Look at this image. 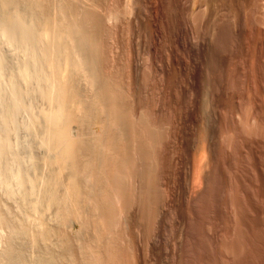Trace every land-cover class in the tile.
Returning a JSON list of instances; mask_svg holds the SVG:
<instances>
[{
	"label": "bare ground",
	"instance_id": "1",
	"mask_svg": "<svg viewBox=\"0 0 264 264\" xmlns=\"http://www.w3.org/2000/svg\"><path fill=\"white\" fill-rule=\"evenodd\" d=\"M140 1L134 0L135 8L128 4L134 11L128 9L133 13L132 25L127 22L132 26L127 97L113 74L103 72L107 49L101 42L119 20L116 8L101 1L108 7H100L96 0H0V36L27 50L16 47L28 58L16 68L22 77L15 75L17 83L30 80L34 70L41 86L43 121L31 122H42L43 134L37 135L47 149L42 177L12 172L22 189L19 206L26 211L11 224L0 208V228L10 233L2 241L0 264H239L242 253L248 264H264V73L258 83L253 79L258 76L246 83L253 72L247 70L245 96L239 94L244 102L227 78L241 62L234 60L233 43L247 29L245 6L263 7L264 0H194L190 8L168 0L163 12L149 0L147 7L141 5L145 0L139 6ZM222 9L233 19L219 16ZM256 18L261 40L264 16ZM224 31L233 39L225 46ZM258 39H251V49L245 47L256 58L261 57ZM8 75L16 101L14 73ZM11 100L21 107L20 100ZM2 140L0 157L6 159L3 153L12 150ZM215 183L222 199L213 195ZM217 208L224 227L212 212ZM50 209L54 225L51 215L44 216ZM203 209L211 210L208 220ZM72 221L77 228L70 232L66 226ZM13 236L23 247L32 246L34 256L24 257Z\"/></svg>",
	"mask_w": 264,
	"mask_h": 264
},
{
	"label": "rangeland",
	"instance_id": "2",
	"mask_svg": "<svg viewBox=\"0 0 264 264\" xmlns=\"http://www.w3.org/2000/svg\"><path fill=\"white\" fill-rule=\"evenodd\" d=\"M96 1H98V4L99 3H106L105 5H108L109 6V8L110 7H112L111 9L112 10H114V11H118V12H116L117 14H119V15H117V16H119V20H118V22H117V24H115V26H111L112 28V30L111 31H109L108 32V34L105 36L104 35V37L103 38H105L104 40H103V38H102V41L103 42H101V43H103L105 46H106V49H105V46H104V51L106 50V52H104V54H106V60H105V63L104 64H106V65H104V67H105V69H104V67H103V69H104V73H106V74H110V76L113 74V76H112V80L114 79L115 80V83H121L120 85H121V87H122V85H123V87H122V89H123V91L124 92H126L125 93V96H127V97H130V93H129V91H130V83H132V79H131V77H132V68H131V53H132V29H131V27H130V24H131V21L129 20V16L131 15L132 16V13H133V11H134V9H132V7H134L135 8V3H133L134 2V0L131 2V0L129 1V0H111V1H113V2H111L110 0H107L108 2H111V3H113L112 4V6L110 5V3L108 4L107 3V1L106 0H96ZM101 1V2H100ZM130 2V5L133 3L134 4V6H133V4L129 7L128 6V4H129V2ZM136 1V0H135ZM143 0H141L140 1V3H139V6H140V4H141V2H142ZM148 1V0H147ZM146 0L145 1H143V3L141 4V5H143V6H146L147 7V3L148 4H150V6L151 5H157L156 6V8H157V11H161V12H163V7L165 8V9H167L166 7V4H167V2H168V0H149L148 2H147ZM152 1V2H151ZM158 1V2H157ZM167 1V2H166ZM193 1L194 0H181L180 1V3L181 4H183L184 3V5L186 6L187 5V7H191V6H189V5H192V3H193ZM165 2V3H164ZM101 3V4H102ZM146 3V4H145ZM151 3H154V4H151ZM157 3V4H156ZM253 4H254V2H252ZM264 2H262V6L263 7H261V5L259 4V6H257V8L256 7H254L253 5H250V4H247L246 6H245V11H244V13H243V16H245L244 18H245V22H246V25L245 26H247L246 28V30H242L241 31V33L239 34V36L236 38V43H233V39H231L230 37H231V35H230V33L227 31H224V33H223V36H222V39L223 38H225L224 40H222V42H223V45L225 46L228 42L230 43L231 41H232V43H233V46H234V44H235V48H233V55H235V57H234V60L236 61V60H238V61H241L240 63H239V65L238 64H236V67H234V69L233 70H231V71H227L229 74H227V72H226V74H227V78H228V80H229V82H231V83H234L235 84V86L237 87V92H238V97H239V99H242L243 101H241V102H244V100H245V98H243L245 95H244V89H245V85H243L242 84V81L244 80V83L246 82V80L245 79H247V76H248V72H252V70H253V72H252V74H249L250 76H248V79H247V82L246 83H251V79H252V77H254V76H258V77H254L253 79H254V83H258L259 81H260V77H259V75L261 74V72H263L264 73V66H263V64H264V38H261V40H260V38L258 39V33H257V35H255L256 33V29H258V28H260L259 27V25H258V27H256L255 25H253L254 23H253V21H255L254 20V18L256 19V20H258L256 17H260L261 15H262V17L264 16V4H263ZM101 4H99V6L101 5ZM145 4V5H144ZM162 4V5H161ZM165 4V5H164ZM104 4L103 5H101L102 7H104L105 6ZM184 5H183V7H184ZM98 6V7H99ZM100 6V7H101ZM108 6H105V7H108ZM114 6V7H113ZM116 6V7H115ZM166 6V7H165ZM251 6H253V7H251ZM127 7V8H126ZM155 7V6H154ZM115 8H116V10H115ZM159 8V9H158ZM188 8V9H189ZM128 9H129V11L130 10H133V11H131V12H128ZM184 9H186L185 7H184ZM187 10V9H186ZM165 11V10H164ZM187 11H189V10H187ZM229 11V10H228ZM227 10H223L222 9V11L221 10H219V12H218V14H219V16L220 15H224L223 17H229V21L231 20L230 18H232L231 16V13H229ZM0 12H1V9H0ZM247 12V13H246ZM129 13V14H128ZM262 13V14H261ZM127 15H128V17H127ZM254 15V16H253ZM122 16V17H121ZM131 16H130V19H131ZM248 18V19H247ZM128 19V20H127ZM233 19V18H232ZM251 19H252V22H251ZM129 21V23L130 24H128L127 22ZM250 23H252L251 25H250ZM132 25V24H131ZM211 25V24H210ZM252 26H254V27H252ZM262 27H264V26H262ZM261 27V28H262ZM208 29H206L205 31H204V33H205V37H209V35H210V32H211V27L209 26V27H207ZM256 28V29H255ZM206 31H207V33H209V35L206 33ZM127 32V33H126ZM257 32H259V31H257ZM109 33H110V36H109ZM243 33V34H242ZM17 34H20V32H19V30H18V32L16 33V35L15 36H17ZM130 34H131V36H130ZM207 34V35H206ZM225 34V35H224ZM245 34V35H244ZM126 35V36H125ZM255 35V36H254ZM147 36V33H142L141 34V39H143V38H145V39H143V41H142V43H144V40H145V43H146V39L148 40V36ZM228 36H229V38H228ZM242 36V37H241ZM108 37V38H107ZM239 37H240V39H239ZM255 37V38H254ZM3 38V36H0V41H2V42H0V54L3 56H1L0 55V57H2V58H4V60H3V62H2V60H1V58H0V71L1 72H3V71H5V72H3V73H1L0 74V76H2L1 78H0V119H4V121L3 120H0V137L3 139L2 141H3V143L2 144H5V140L8 142V143H6L7 144V146H6V144H5V148H8V149H6V150H12V155H10V151H5L3 154H6L7 153V155H5V157H6V159L4 158V156H3V154H1V156H3V158L2 157H0V158H2V160L0 159V166L1 165H4V166H2L3 168L4 167H7V172H8V175H6L5 174V172H6V168H4V170H2L1 168H0V170L1 171H5L4 173L2 172L1 174H2V176H3V178L1 179L2 180V182L4 181V180H6L8 183H7V187L6 186H4L3 184H0V208H1V211L4 213V215L6 216V218H8L9 219V221L11 222V224L12 223H18L17 221H20V218H21V216H23L24 215V213L23 212H25L26 210L25 209H23V207H21V206H19L21 203V198H20V196L21 195H19L20 193H21V191H22V189H20V186H18L17 184H15V182H16V178H14V176H15V174H12V172L14 171V173L17 171V170H20V171H22L25 175H26V172H27V177H36V178H40V177H42L41 176V174L42 175H44L43 173H45V171H46V169H44V165H42L43 163V160H41L42 159V157H43V159H44V157L47 155V151H45V150H47L46 148H45V146H44V144L42 143V141H40L41 139L40 138H42V137H39V140H38V135H39V131H40V129H41V126L40 125H42V124H39V123H42L41 121H43L42 119H43V116H42V119L40 118L39 119V117L41 116L40 115V113L42 112L41 110H43V107H45L46 106V104L44 103V100L42 99V95H40L39 94V91L41 90V86H38V79H37V77H36V75H34V70H33V72H30V73H32L31 75H33V76H30V80L29 79H26V80H24V81H26V82H24V83H22L23 82V79L22 80H19V82L20 83H17L18 81L16 80V79H19L18 78V76H20V74H18V73H16V74H18V76L17 77H15V71H17L16 70V68L17 67H19V64H22L23 62H26L27 60H28V58H27V56L25 57V55H27L26 53V49L22 46V47H20L19 45H17L16 47L18 48V47H20L21 49H25L26 51V53H24V51H23V53H24V57H23V53L22 52H20V51H22V50H19V49H17L14 45L16 44H11L10 43V41H8L9 42V44L8 43H6L7 42V39L4 37V39H2ZM248 38V39H247ZM256 39V41H257V39H258V42L260 41V44L259 43H257V45H258V47H259V45H260V47H259V51L261 52V59L260 58H256L257 57V55H252V53L250 52V50H247V48L248 49H251L250 47H252V45H253V41H255L254 39ZM16 38H13V39H11V40H15ZM19 39V41H20V38H18ZM18 39H16V40H18ZM164 38H162L161 39V42H163L164 43V41L165 40H163ZM253 41H252V40ZM5 40H6V42H5ZM15 40V41H16ZM228 40V41H227ZM244 40H245V42H244ZM224 41H227V42H224ZM253 43H252V42ZM255 41V42H256ZM12 43H13V41H11ZM21 42V41H20ZM100 43V44H101ZM226 43V44H225ZM228 43V44H229ZM248 43V44H247ZM251 43H252V45H251ZM263 43V44H262ZM11 44V45H10ZM242 44V45H241ZM240 45V46H239ZM247 45H249V46H247ZM251 45V46H250ZM14 46V47H13ZM101 46V45H100ZM131 47V48H130ZM238 47V48H237ZM245 47H247V48H245ZM23 49V50H24ZM245 49H246V51H249L250 52V54H249V52H246L245 51ZM239 50V51H238ZM243 51V52H242ZM143 54V53H142ZM141 54V56H142V58H143V55ZM241 56H240V55ZM238 55V56H237ZM247 57H246V56ZM263 55V56H262ZM129 56V57H128ZM237 56V57H236ZM251 57L253 58V59H251ZM24 58H26V60L24 59ZM142 58H141V60H142ZM239 58H240V60H239ZM247 59V60H246ZM256 59V60H255ZM24 60V61H23ZM110 60V61H109ZM246 60V62H244ZM250 60V61H249ZM252 60V61H251ZM22 61V62H21ZM107 61V62H106ZM238 61H236L237 63H238ZM2 62V63H1ZM21 62V63H20ZM252 62V63H251ZM263 62V63H262ZM241 63L243 64V65H241ZM252 64V65H250V64ZM3 64V65H2ZM254 64V65H253ZM262 64V65H261ZM239 66V67H238ZM242 66H244V67H242ZM253 66V67H252ZM256 66V67H255ZM260 66V67H259ZM4 69H3V68ZM30 67V66H29ZM248 69H247V68ZM263 69H262V68ZM241 68H243V69H245L244 71H243V69H241ZM258 68V69H257ZM260 68V69H259ZM3 69V70H2ZM18 69V68H17ZM33 69V67H31V69L30 70H32ZM108 69V70H107ZM257 69V70H256ZM9 70V71H8ZM237 70V71H236ZM239 70V71H238ZM247 70H248V72H247ZM250 70V71H249ZM259 70V71H258ZM8 71V72H7ZM243 71L244 72V75H243V72L241 73V72ZM14 73V77H15V80L14 81H16L15 83L17 84V86H16V84H15V89L17 90V91H19L18 93V95L19 96H17V100L15 101V97L14 96H12L13 95V93H10V91H11V88L13 87V84L12 83H9L8 81H7V79H5L6 77V75H8V76H12V74ZM232 72V73H231ZM239 72V73H238ZM247 72V73H246ZM242 75H241V74ZM256 73V74H255ZM260 73V74H259ZM262 73V74H263ZM231 74H233L232 76H231ZM246 74V75H245ZM253 74H255V75H253ZM239 75V76H238ZM251 75H253V76H251ZM226 76V75H225ZM4 77V78H3ZM31 77H34V79L33 78H31ZM237 77V78H236ZM240 77H241V79H240ZM249 77L251 78V79H249ZM20 78H22L21 76H20ZM36 78V79H35ZM224 78H226V77H224ZM244 78V79H243ZM257 80H256V79ZM259 78V79H258ZM2 79V80H1ZM4 79H5V81H4ZM238 79H240L241 80V82H240V80L238 81ZM243 79V80H242ZM232 80V81H231ZM235 80V81H234ZM237 80V81H236ZM249 80V81H248ZM13 81V82H14ZM258 81V82H257ZM38 82V83H37ZM5 83V84H4ZM34 83V84H33ZM78 83H80L81 84V88H82V90H84V80L83 79H80L79 80V82ZM240 83V84H239ZM10 84V85H9ZM242 84V85H241ZM36 85V86H35ZM40 85V84H39ZM128 85V86H127ZM240 85H241V87H240ZM31 86V87H30ZM239 87V88H238ZM244 89H243V88ZM20 88V89H19ZM243 90H242V89ZM14 89V88H13ZM12 89V90H13ZM38 89H40V90H38ZM126 91H125V90ZM238 89L239 90H242V93H240L239 91H238ZM14 91V90H13ZM13 91H11V92H13ZM24 91V92H23ZM27 91V92H26ZM4 93V94H3ZM9 93V94H8ZM10 94H12L11 96H10ZM27 94V95H26ZM127 94V95H126ZM239 94H242L243 95V97H242V95H239ZM8 95V96H7ZM3 96V97H2ZM12 98V100L11 99H9V98ZM21 99H19V98ZM126 97V98H127ZM238 97H237V99H236V101L237 100H239L238 99ZM7 98V99H6ZM13 99H14V101L15 102H18V100H20V102L23 104L24 102V107H23V105L21 104V107H20V109L18 110V108H17V103H16V105L14 106L13 104V106L10 104L11 102H10V100L13 102V103H15L14 101H13ZM129 100H130V98H128ZM128 99H126L127 100V102H129V100ZM2 100V101H1ZM7 100H8V102H7ZM240 101V100H239ZM44 103V104H43ZM19 104V105H20ZM129 104V103H128ZM4 105H6V106H4ZM8 105V106H7ZM12 106V108H14V107H16V110L14 109H12L10 106ZM7 107V108H6ZM6 108V109H5ZM10 108V109H9ZM10 111V110H13V111H8V110ZM9 112H7V111ZM223 110H225V109H223ZM7 113H6V112ZM4 112V113H3ZM17 113V114H16ZM7 114H9V115H7ZM11 114V115H10ZM5 115V116H4ZM36 115V116H35ZM7 116H9V117H11V118H9V117H7ZM12 116H14V118L12 117ZM6 117V118H5ZM33 117V118H32ZM32 118V119H31ZM35 118H38L39 120H41V121H35V122H31V121H34L35 120ZM7 119H8V121H7ZM8 122H6V121ZM10 120H11V122H10ZM13 121H14V123H13ZM37 122H38V124H37ZM3 123H5V125H2ZM10 123H13V124H10ZM37 125H36V124ZM17 126H16V125ZM14 125V126H13ZM32 125H35V126H32ZM4 126H6L7 128H5ZM11 128V131H10V128ZM2 127H4L3 128V130H2ZM43 128H44V126H42ZM34 129V130H33ZM70 130H71V132L73 133V134H75L76 132H77V129H76V127L74 126V125H71L70 126ZM35 131V132H34ZM41 131H42V129H41ZM14 133V134H13ZM7 134V135H6ZM38 134V135H37ZM43 133L41 132V134L40 135H42ZM10 135V136H9ZM12 135V136H11ZM39 135V136H40ZM1 138H0V142H1ZM10 139V140H9ZM11 143V144H10ZM39 143H41V144H39ZM41 145H43V146H41ZM2 148H4V146L2 147ZM5 148H4V150H5ZM45 148V149H44ZM14 152V153H13ZM19 152V153H18ZM17 153V154H16ZM8 158V159H7ZM10 158V159H9ZM14 158V159H13ZM16 158V159H15ZM10 160V161H9ZM11 160H13L12 162H11ZM20 160V161H19ZM2 161H3V163H2ZM17 161V162H16ZM34 161H35V163H34ZM37 161V162H36ZM41 161V162H40ZM6 162V163H5ZM9 162V163H8ZM39 162V163H38ZM38 163V164H37ZM41 163V164H40ZM18 166H17V165ZM28 167V168H27ZM10 168H12V169H10ZM35 168V169H34ZM37 168V169H36ZM46 168V167H45ZM10 169V170H9ZM12 170V171H11ZM25 170H27V171H25ZM45 170V171H44ZM0 171V172H1ZM11 171V172H10ZM33 171V172H32ZM40 171V172H39ZM41 171H42V173H41ZM36 172H38V173H36ZM9 173H11L10 175H9ZM30 173V174H29ZM41 173V174H40ZM0 174V175H1ZM5 174V175H4ZM35 174H39V175H35ZM12 175H14V176H12ZM31 175V176H30ZM7 177V176H9L7 179H5V177ZM11 177V178H10ZM13 177V178H12ZM12 179V180H11ZM11 181V182H10ZM217 183H219V182H217ZM217 183H215V185L216 186H214V188L213 189H215V190H213L212 189V191L214 192L213 193V195H216V197H217V199L219 198V199H222L221 198V196L219 197L218 195H220L221 193H219V190H220V187H219V184H217ZM8 185H11V186H8ZM17 185V186H16ZM10 187V188H9ZM19 187V188H18ZM3 188V189H2ZM9 190L10 189V191H12V195H8L6 192H7V189ZM6 190V191H5ZM18 192H20L19 194H18ZM217 192V193H216ZM16 193V194H15ZM218 194V195H217ZM18 196H19V198H18ZM16 197V198H15ZM215 197V196H214ZM213 197V198H214ZM216 197L214 198V200L216 201H214V203H220V201H218V200H216ZM27 198H28V200L30 199V200H32V198H34V197H32V195L30 196H27ZM13 200H15V201H13ZM20 201V202H19ZM221 202H222V200H221ZM218 207V206H217ZM24 208H25V205H24ZM49 208H47L46 210H48ZM52 209V211H54V209L53 208H51ZM51 209H50V211H51ZM216 209V208H215ZM215 209H213L212 210V212L214 213V212H217V216H215L216 217V219H218L219 220V222H220V219H222L223 221H221L220 223H221V225H223L222 227H224V224H222V222H224V215L222 214V211H220V209H218L217 208V210H215ZM21 210V211H20ZM25 210V211H24ZM46 210H45V212H44V216L45 217H47L46 219H48V220H50L52 217V219L50 220V222H52V223H50V224H53V223H57V221H56V219H55V217H54V213L52 212L51 214L49 213V211H47L46 212ZM215 210V211H214ZM203 211L205 212L204 214H203V216H205V217H203V218H206L207 220L211 217V215H208L207 214V212H210L209 211V209H208V211L206 210V209H203ZM221 213V215H220V213ZM219 213V214H218ZM19 216H18V215ZM210 214H212L211 212H210ZM50 215H51V217H50ZM53 215V216H52ZM214 215V214H213ZM49 217H50V219H49ZM218 217H220V218H218ZM23 218V217H22ZM206 219H204V221H206ZM215 219V222H217L218 223V220H216ZM47 220V221H48ZM55 220V221H54ZM13 221H15V222H13ZM29 221H31V220H29ZM29 221H27V223L29 222ZM33 222V221H32ZM49 222V221H48ZM55 223V224H56ZM74 223H76V222H74V221H72V223L70 224V222L67 224V229L70 231V232H72V230H74L75 231V229L77 228V224L75 225ZM216 223V224H217ZM220 223H218V225H216L217 227H216V229H218V227L220 228V226L221 225H219ZM32 224V223H31ZM70 224V226H68ZM54 225V224H53ZM3 227H5V226H3ZM0 228L1 230H0V249H2V247H3V245H4V243L2 242V241H4L5 240V238L6 237H8L9 235L8 234H10V233H7L8 231H9V229H7L6 227L5 228ZM69 227V228H68ZM221 227V228H222ZM221 228H220V230H221ZM203 231V230H202ZM204 235V234H203ZM205 236V235H204ZM204 236H202V238L204 239ZM14 237V239H15V242L17 243L18 241H19V239H21V238H19L18 236L16 237V236H13ZM206 237L207 236H205V239H206ZM18 239V240H17ZM22 240V239H21ZM23 240H24V242L26 241L25 240V238H23ZM207 240H205V242H206ZM20 243H17V244H19V246H20V244H21V246L20 247H22V248H24V249H22L21 248V251L24 253V254H22V255H24V257L26 256V257H31L33 254L32 253H34L33 251L34 250H32V248L30 247V246H28L29 244L27 243V244H24V246L25 247H23L22 246V244H23V242H21V241H19ZM27 242V241H26ZM25 242V243H26ZM202 244H204V240H203V243ZM206 244H207V242H206ZM28 247H27V246ZM203 246V245H202ZM31 248V249H30ZM37 248L38 247H36L35 248V250L37 251V253H38V251L40 250L39 248H38V250H37ZM206 247H204L203 248V252H204V249H205ZM34 249V248H33ZM31 251V252H30ZM36 251H35V253H36ZM21 252V253H22ZM202 252V249H201V251H200V256L202 255L201 253H203ZM36 253V254H37ZM205 253V252H204ZM204 253H203V255H204ZM263 253V252H262ZM32 254V255H31ZM31 255V256H30ZM261 255H264V254H261ZM34 256V255H33ZM202 257V256H201ZM242 258H237V260H239L238 262H239V264H248L247 263V259H246V255L243 257V253H242V256H241ZM241 259H243L242 261H246V263H245V261L244 262H240L241 261Z\"/></svg>",
	"mask_w": 264,
	"mask_h": 264
}]
</instances>
